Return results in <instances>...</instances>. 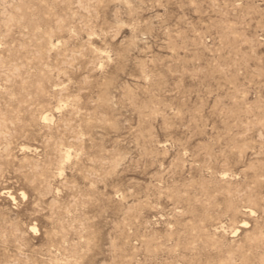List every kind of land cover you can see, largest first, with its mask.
I'll use <instances>...</instances> for the list:
<instances>
[{
  "label": "rangeland",
  "instance_id": "obj_1",
  "mask_svg": "<svg viewBox=\"0 0 264 264\" xmlns=\"http://www.w3.org/2000/svg\"><path fill=\"white\" fill-rule=\"evenodd\" d=\"M0 264H264V0H0Z\"/></svg>",
  "mask_w": 264,
  "mask_h": 264
}]
</instances>
